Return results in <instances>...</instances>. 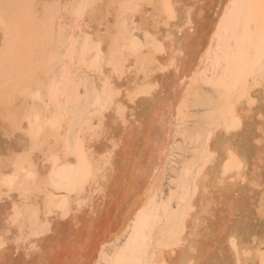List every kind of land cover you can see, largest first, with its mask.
<instances>
[{
	"label": "bare ground",
	"instance_id": "6f19581e",
	"mask_svg": "<svg viewBox=\"0 0 264 264\" xmlns=\"http://www.w3.org/2000/svg\"><path fill=\"white\" fill-rule=\"evenodd\" d=\"M31 1L0 3V264H264V0Z\"/></svg>",
	"mask_w": 264,
	"mask_h": 264
},
{
	"label": "rangeland",
	"instance_id": "374dc122",
	"mask_svg": "<svg viewBox=\"0 0 264 264\" xmlns=\"http://www.w3.org/2000/svg\"><path fill=\"white\" fill-rule=\"evenodd\" d=\"M8 1V2H7ZM10 1V2H9ZM63 1V2H62ZM97 1V0H96ZM95 0H89V2H91V3H93V2H96ZM20 2V4H22V5H24V2H23V0H19L18 2H17V0H16V3H19ZM71 2V3H70ZM69 2V4H68V1L67 0H46V3L47 4H49L48 6H51V8H52V11L56 14V13H63V12H65V11H67L68 12V14L71 16V17H75V16H77L78 14H79V11H80V9L79 8H82V5H83V2H82V0H71ZM0 3H1V6L4 8V9H7L8 8V6H9V4L10 3H15L14 2V0H0ZM34 3H36V9H40L41 11H42V8H43V6H42V2L41 1H38V0H35V1H31L29 4H34ZM72 6V7H71ZM69 7V8H68ZM77 8V9H76ZM33 9V8H32ZM213 12V9L212 10H210L209 12H207L206 14V16H207V18H208V20H211V19H213L214 18V12ZM60 14V15H61ZM211 16V17H210ZM61 17V16H60ZM58 20V22H57V27H61L60 28V30H61V34H62V37H63V40H64V42H63V47L61 46V55H60V58L56 61V62H61V59H62V55H63V53L65 52V51H67V49H68V47L70 46V44H71V35H73V34H71V33H76L77 31L79 32V29H73L72 28V24H71V22L69 21H67L66 22V20H64V19H59V17L56 19V21ZM67 26V27H66ZM64 28H67V29H64ZM71 28V29H70ZM73 31V32H72ZM77 32V37L78 38H80V40H81V37H83L82 36V34L79 32L78 33ZM205 33H202V35H204ZM79 35V36H78ZM136 35L138 36V38H140V39H143V34H142V32H140V31H138V32H136ZM202 38H204L203 36H202ZM65 44V45H64ZM68 45V46H67ZM45 55H46V53L45 52H42V53H40L39 54V56H37L38 57V59H36V62H37V65L39 66V69H41L39 72L41 73H39L38 74V78H41L42 79V83H41V85H42V87H43V89L45 90V85H46V83H47V81L49 82V80H50V77H52L53 76V74H52V72L53 73H55V74H58L59 73V63H57L56 64V62L54 63L56 66H53L52 67V71L51 70H48V71H46L44 68H43V59L44 58H42V57H45ZM58 67V68H57ZM45 70V71H44ZM55 70L57 71V72H55ZM42 71V72H41ZM51 73V74H50ZM43 74V75H42ZM48 74H50V75H48ZM40 76V77H39ZM42 76V77H41ZM47 76V77H46ZM46 77V79H43V78H45ZM95 76H94V74L93 73H91L89 76H88V80H91V79H93ZM49 78V79H48ZM43 80H45V81H43ZM162 81V80H161ZM88 82V81H87ZM87 82H83V83H81V87H80V89L82 90L83 88H84V86L85 85H87ZM45 83V84H44ZM157 90L158 91H156L153 95H152V97H153V103H151V100L150 99H147V98H143L144 99V101L145 102H147V103H145L143 106L142 105H139V104H135V105H132L131 107H132V113H133V115L132 116H136V117H138L139 118V122L141 123L140 125H137V127L136 128H139V129H141V131L140 132H138V130L137 131H135V133H141V134H145L146 132H145V130L147 131V129H146V123H147V121L149 120V118H150V112H151V109L149 108V107H152V105L155 103V102H157L158 101V96H163L164 95V91H163V89L161 88V87H158L157 88ZM147 97V96H146ZM82 104V103H81ZM146 105H148V108H146ZM144 130V131H143ZM143 131V132H142ZM135 137V136H134ZM11 144V146H14V145H17L18 144V146H20V141L18 140L17 141V139L15 140V138H11V139H8L7 137H4V136H2V135H0V151L2 150V149H5V147L7 146V145H10ZM177 154V155H176ZM181 155H183V153H181L180 151L178 152H176L175 153V157H174V160L176 161V164H177V168L179 167V166H181V164H180V162H181V160H182V157H181ZM177 156V157H176ZM179 156V157H178ZM181 157V158H180ZM176 164H175V166L174 167H176ZM171 171V170H170ZM169 175V176H168ZM173 176V173H172V171L171 172H168V174H167V176H166V180H165V185H164V191H163V196L164 197H166L168 194H169V190H170V187L172 186V184L170 183V181H172L171 180V177ZM169 183V184H168ZM3 202H4V200H3ZM241 215H243V214H240V216ZM252 218V217H251ZM251 218H246L245 219V221L249 224L248 226L247 225H245V227L247 226V229H249V227H250V229L252 230V229H254V228H258V229H260V231L262 230V231H264V222L262 223V219H256V218H254V219H256L257 221H254L253 220V218L251 219ZM261 220V221H260ZM253 221H254V224H256V225H252V223H253ZM256 222V223H255ZM260 223H262V224H260ZM261 225V226H260ZM254 228H253V227ZM249 229V230H250ZM257 229V230H258ZM259 231V230H258ZM248 234V231H247V233H245L244 235L245 236H248L247 235Z\"/></svg>",
	"mask_w": 264,
	"mask_h": 264
}]
</instances>
